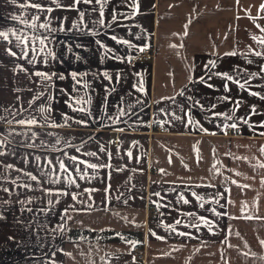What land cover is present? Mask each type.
I'll use <instances>...</instances> for the list:
<instances>
[{
	"label": "crops",
	"instance_id": "crops-1",
	"mask_svg": "<svg viewBox=\"0 0 264 264\" xmlns=\"http://www.w3.org/2000/svg\"><path fill=\"white\" fill-rule=\"evenodd\" d=\"M262 5L0 0V264H264Z\"/></svg>",
	"mask_w": 264,
	"mask_h": 264
},
{
	"label": "built area",
	"instance_id": "built-area-1",
	"mask_svg": "<svg viewBox=\"0 0 264 264\" xmlns=\"http://www.w3.org/2000/svg\"><path fill=\"white\" fill-rule=\"evenodd\" d=\"M3 40V35L0 33V42ZM154 54V50L152 46H143L141 47L140 51L132 56L128 57V63L129 64H133L135 62H148L151 60V58L153 57ZM155 128L157 131L159 132H164L167 129H165V127L163 126V124L159 123V122H155L154 123ZM224 129L226 130V132L231 133L232 128L230 125H226L224 127ZM3 151V146L0 145V153ZM153 171H157L156 169H154ZM150 211L152 214H156L159 209L156 206H152L150 208ZM131 253L133 255V257L138 260V261H144L146 258V253H145V249H144V245L141 243H133V246L131 248Z\"/></svg>",
	"mask_w": 264,
	"mask_h": 264
},
{
	"label": "snow or ice",
	"instance_id": "snow-or-ice-1",
	"mask_svg": "<svg viewBox=\"0 0 264 264\" xmlns=\"http://www.w3.org/2000/svg\"><path fill=\"white\" fill-rule=\"evenodd\" d=\"M261 8H262V10H264V5H262ZM262 31H264V29H262ZM254 39H255V38H254ZM257 55H260V53H257ZM38 75H42V74H39V73H38ZM73 75H75V74H73ZM226 78L229 79V80L232 79L230 76H226ZM241 87H243V85H241ZM253 94H255V93H253ZM81 110H82V109H81ZM21 123H23V121H21ZM31 123H35V121H31ZM82 123H83V122H82ZM262 126H264V125H262ZM233 127H234V125H233ZM262 151H264V149H262ZM92 167H95V165H92ZM262 167H264V165H262ZM33 179H35V177H33Z\"/></svg>",
	"mask_w": 264,
	"mask_h": 264
}]
</instances>
